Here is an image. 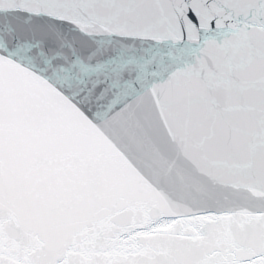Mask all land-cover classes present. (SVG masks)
I'll use <instances>...</instances> for the list:
<instances>
[{
	"label": "snow or ice",
	"instance_id": "snow-or-ice-1",
	"mask_svg": "<svg viewBox=\"0 0 264 264\" xmlns=\"http://www.w3.org/2000/svg\"><path fill=\"white\" fill-rule=\"evenodd\" d=\"M0 264H264V0H0Z\"/></svg>",
	"mask_w": 264,
	"mask_h": 264
}]
</instances>
